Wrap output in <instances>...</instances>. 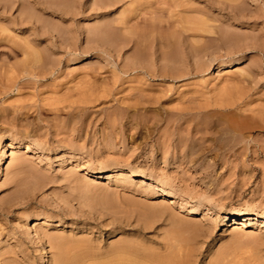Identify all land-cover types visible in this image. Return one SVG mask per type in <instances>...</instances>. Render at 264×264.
I'll list each match as a JSON object with an SVG mask.
<instances>
[{"label": "rangeland", "instance_id": "374dc122", "mask_svg": "<svg viewBox=\"0 0 264 264\" xmlns=\"http://www.w3.org/2000/svg\"><path fill=\"white\" fill-rule=\"evenodd\" d=\"M132 253L264 264V0H0V264Z\"/></svg>", "mask_w": 264, "mask_h": 264}, {"label": "bare ground", "instance_id": "6f19581e", "mask_svg": "<svg viewBox=\"0 0 264 264\" xmlns=\"http://www.w3.org/2000/svg\"><path fill=\"white\" fill-rule=\"evenodd\" d=\"M89 172L91 173H96L95 170L91 169L89 170ZM118 172H113V173H110L109 174V177H113L114 174H116ZM120 173V172H119ZM132 175H134V172H130ZM125 174V173H124ZM243 216H245L247 219L244 220V223H246L247 225L249 224L250 225V222L251 220H254V217H252L253 215L249 214V213H243L242 214ZM238 219V216H234V217H231V216H227L224 218V221L225 223H223V226H226V225H230V224H234L236 223V221H233V220H237ZM246 224H244L246 226ZM243 225V226H244ZM134 256H137V259L139 260H135L134 264H143L144 262L146 263H149V264H154V263H157V264H161V260L160 258H157V259H150L153 255L152 254H147L145 257H139L138 255H136V253H132ZM138 262V263H137Z\"/></svg>", "mask_w": 264, "mask_h": 264}]
</instances>
